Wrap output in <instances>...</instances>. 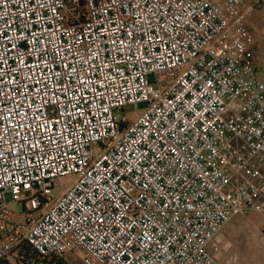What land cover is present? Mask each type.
I'll return each instance as SVG.
<instances>
[{
    "label": "built area",
    "instance_id": "1",
    "mask_svg": "<svg viewBox=\"0 0 264 264\" xmlns=\"http://www.w3.org/2000/svg\"><path fill=\"white\" fill-rule=\"evenodd\" d=\"M262 9L0 0V258L224 264L225 225L264 212Z\"/></svg>",
    "mask_w": 264,
    "mask_h": 264
},
{
    "label": "rangeland",
    "instance_id": "2",
    "mask_svg": "<svg viewBox=\"0 0 264 264\" xmlns=\"http://www.w3.org/2000/svg\"><path fill=\"white\" fill-rule=\"evenodd\" d=\"M251 0H246L250 2ZM258 21V24H257ZM248 26L252 30L256 38L254 54L255 62L257 64V71L259 76L264 81V53L257 52L260 49L261 42L264 43V13L261 10L255 12L251 18L248 19ZM259 47V48H258ZM149 79L151 77L149 76ZM144 103H138L139 108H143ZM75 177L73 175H64L60 178V188L66 189L72 185ZM9 200V195H6ZM241 220L243 223L242 232H237L234 240H229L224 233L227 230L233 234V226L235 220ZM220 237L229 240V249L221 251L220 260L224 264H264V212L249 211L247 213L238 214L231 218L220 233ZM234 254H236L234 256ZM235 257V258H234ZM64 264H81L80 260L68 254Z\"/></svg>",
    "mask_w": 264,
    "mask_h": 264
},
{
    "label": "crops",
    "instance_id": "3",
    "mask_svg": "<svg viewBox=\"0 0 264 264\" xmlns=\"http://www.w3.org/2000/svg\"><path fill=\"white\" fill-rule=\"evenodd\" d=\"M261 12L262 13H264V9H262L261 10ZM250 18H251V16H250ZM257 24H258V21H257ZM255 46L257 47V46H259L258 44H256L255 43ZM255 46H254V48H255ZM259 48V47H258ZM257 52H261V54H263L264 53V43L263 42H261V44H260V49H259V51H257ZM253 62H254V67H255V69H256V72H257V75L259 76V74H258V71H257V64H256V62H255V54H254V59H253ZM260 77V76H259ZM261 78V77H260ZM262 79V78H261ZM238 215V214H237ZM240 215V214H239ZM243 223L244 222H242L241 220H235L234 221V226H233V234L231 233V231L228 233V231L227 230H224V233H225V236L229 239V240H234L235 239V235H236V233L239 231V232H242V231H244V229H243ZM224 229V228H223ZM221 240H222V251H227L228 249H229V244H230V242H229V240H227L226 238H221ZM264 250V249H263ZM236 254H234V256H235ZM66 257H67V255H66ZM236 257V256H235ZM234 257V258H235ZM0 264H14L13 263V261L11 260V259H9V258H0Z\"/></svg>",
    "mask_w": 264,
    "mask_h": 264
}]
</instances>
